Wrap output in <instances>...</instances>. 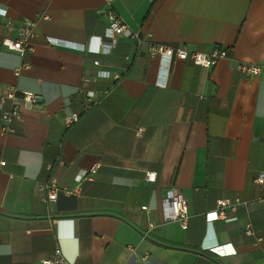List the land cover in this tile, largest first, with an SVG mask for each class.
<instances>
[{"label": "crops", "instance_id": "crops-1", "mask_svg": "<svg viewBox=\"0 0 264 264\" xmlns=\"http://www.w3.org/2000/svg\"><path fill=\"white\" fill-rule=\"evenodd\" d=\"M108 12L150 43L228 56L204 68L125 35L109 46ZM23 19L36 26L20 56L2 39ZM237 60L264 62V0H0V110L20 111L13 132L0 129V264H39L56 248L72 264H263L264 75ZM170 188L188 200L185 229L163 220ZM235 195L247 203L231 219H206Z\"/></svg>", "mask_w": 264, "mask_h": 264}, {"label": "built area", "instance_id": "built-area-1", "mask_svg": "<svg viewBox=\"0 0 264 264\" xmlns=\"http://www.w3.org/2000/svg\"><path fill=\"white\" fill-rule=\"evenodd\" d=\"M109 24L104 29V34L102 40L107 42V45L111 46L115 42V37L117 35H125L134 39L137 43H147V47L151 54L163 55L168 58L175 57L182 60H190L194 65H198L204 68H212L217 62L228 56L227 49L224 47H215L209 52H199L194 50H189L184 46H169V45H159L148 42L145 38H141L138 32L132 31L129 29L122 21L121 17L114 12H108ZM35 26L36 22L32 19H23L21 23L15 27L14 36L7 34L2 39V44L6 46L7 49L16 51L20 56H23L25 50L28 46V40L35 35ZM5 27L8 32H11L14 29L13 23L11 20L5 21ZM52 39L49 38L48 41ZM54 43H56L54 41ZM98 60H94V64H98ZM29 63L22 61L19 68H28ZM236 71L242 73L245 76H261L264 75V62L263 63H253L243 60H237ZM17 91L15 89H10L5 93L6 98H14ZM20 99L23 102H28L30 104L35 103L36 94L28 91L20 92ZM78 112H70L64 116L63 125L65 128L70 127L74 122L78 120ZM20 117V111L17 105H12L10 108L0 110V129L2 133L13 132L11 123L14 119ZM142 131L141 128L138 129V133ZM62 164V160L58 161ZM0 164H4V161H1ZM95 167H92L89 170H81L77 176L76 180L80 181L89 174L95 172ZM146 179L149 181H154L156 177V172L147 171L145 173ZM264 180V172L259 171L255 178L257 183H262ZM44 190L46 192V199L48 201L55 200L59 187L55 179H50L45 185ZM65 193H72L69 189H64ZM259 201L264 206V197L259 198ZM247 203L246 200L240 198L239 196L232 197H223L218 198L215 201V209L210 212L204 213L208 221L214 219H224L229 220L232 216L229 213H234L240 206H244ZM142 209H146L145 205L141 206ZM161 208L164 221H177L181 228L185 229L187 227L188 219V208L189 203L186 197L181 193L177 192L175 189L170 188L166 196L161 201ZM153 226V224H151ZM244 232L246 234H253V229L251 222L247 221L244 226ZM132 258L135 257V252L132 247L129 248ZM143 262H146L147 256L141 255L139 257ZM39 264H72L61 252L59 248L54 249V251L42 258ZM264 264V262H263Z\"/></svg>", "mask_w": 264, "mask_h": 264}, {"label": "water", "instance_id": "water-1", "mask_svg": "<svg viewBox=\"0 0 264 264\" xmlns=\"http://www.w3.org/2000/svg\"><path fill=\"white\" fill-rule=\"evenodd\" d=\"M41 103H42V99H41V97L36 96V98H35V103H34V104L41 105Z\"/></svg>", "mask_w": 264, "mask_h": 264}]
</instances>
